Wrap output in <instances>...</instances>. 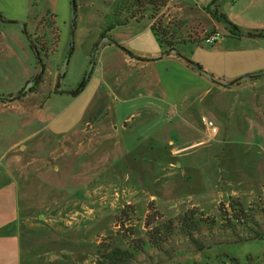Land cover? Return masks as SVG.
<instances>
[{"label": "rangeland", "instance_id": "obj_1", "mask_svg": "<svg viewBox=\"0 0 264 264\" xmlns=\"http://www.w3.org/2000/svg\"><path fill=\"white\" fill-rule=\"evenodd\" d=\"M185 1L215 9L237 28L264 33V0ZM73 2L72 28V0H0V188L10 185L16 196L12 256L19 264H96L102 246L133 249L131 264H264V189L236 199L214 185L215 166L206 168L216 162L205 161L213 157L206 148L215 154L243 152L249 145L260 149L238 156L243 174L248 163L264 164V153L254 156L264 147V118L258 116L240 135L236 130V136L221 135L192 148L185 158L168 153L206 137L199 120L181 129L168 114L180 105L182 88L193 82L187 72L212 78L228 73L232 58L238 72L261 67L262 58L246 59L253 43L235 38L217 18L179 20L169 6L182 0H169L160 15L164 39L188 36L199 45L160 56L166 47L144 26H154L157 18L145 16L101 40L99 25L112 0ZM51 21L56 35L49 30ZM214 26L217 42L228 37L218 45L204 42ZM134 29L142 31L140 37ZM27 35H35L46 50L44 73L34 87L40 65ZM233 46L240 55L216 51ZM63 50L60 69L48 75L51 59ZM138 61L157 66L138 69L133 64ZM244 63L251 64L244 68ZM83 79L84 89L71 95ZM57 80L67 94L54 92ZM229 128L234 130L233 123ZM194 175L205 185L191 180ZM171 221L174 229L166 236L168 231L159 229ZM147 230H152L149 245L143 244Z\"/></svg>", "mask_w": 264, "mask_h": 264}, {"label": "crops", "instance_id": "obj_2", "mask_svg": "<svg viewBox=\"0 0 264 264\" xmlns=\"http://www.w3.org/2000/svg\"><path fill=\"white\" fill-rule=\"evenodd\" d=\"M209 10L213 9L210 7ZM169 12L177 16L179 20L182 19L189 22L198 23L203 19L209 23L211 22V19H213L209 12L206 11L205 7H198L197 4L185 0H182V4L179 6H169ZM212 22L214 23L213 20ZM132 25L135 24H129V26ZM144 26L150 31V23L146 22ZM238 28H240V26H238ZM239 30L243 33L255 32L252 31L254 29H244L242 27ZM262 30L264 31V29ZM134 32L138 37H140L142 33V31H139L138 29H134ZM205 33L217 36L216 27H213V32ZM144 34L145 33H143V35ZM217 38H219V36H217ZM223 38L225 39L228 37H222V39ZM239 38L241 40L245 39L243 41H250L253 43L252 50H249L246 53V59L249 58V55H253L252 57L254 58H262L261 62L264 63V35H245L240 36ZM222 39H219V41L216 42V45L221 44ZM216 51L219 55L220 53H225L224 55L230 57L238 56L240 55L239 52H242L238 51L234 46L230 51L223 50L221 47H218ZM63 56L64 50L59 59H51L52 63L46 69L48 75L55 74L57 67L60 69L59 64L62 62ZM140 60L145 61V59ZM231 61L232 62L227 65L230 70L228 73H213V75L210 74L213 76L212 78L209 77V73L197 72V70H194L195 72L191 73L187 72L193 82L192 84H186L185 88H182L181 91H184L185 93L182 96L180 105L176 104L174 109L170 110L168 114L174 118L173 122L182 125L181 129H183V127H190L191 124L199 120L206 137L205 141L202 139L199 141H193V143L181 147L169 149L168 153L170 155L185 158L192 148L201 147V145L205 146L208 142L210 143V141L216 139L218 136H220L219 139H221V135L229 136V134L232 135L234 133L236 136L237 131L240 135V133L249 130L252 122L254 124L258 116L264 118V112H262V110H264V75H261L264 74V65L254 69H243L238 72L236 68L233 69L234 58H232ZM133 64L136 67H139L138 69L154 68L157 66L156 64L139 61L134 62ZM250 64L251 63H244V68L250 66ZM178 65L183 69L182 63ZM209 78L211 80H209ZM173 90L175 92L179 91L176 87H174ZM214 123H217L219 126ZM231 123H233V127H235L234 130H230L229 128ZM178 128L179 127H177V129ZM231 144L234 145L235 142H231ZM170 146H173V144L171 143ZM206 149V154L208 156L212 154L213 157L206 158L205 161L208 163L216 162L213 165L208 164V168H206L207 170H211L213 166H215V169L212 170V172H215L212 176L216 181L214 185L229 189L230 196L232 195L236 199H239V197L242 199L244 195H253L255 191L263 192L264 164H260L257 161L253 166L252 163H248L249 166L246 165L248 173L243 174L244 165L237 162L240 154L244 155L248 153L249 155H253V150H258L260 148L247 145L246 148H243V152L230 150L227 153V150H223L222 152L220 151L215 154L212 153L211 147ZM262 153H264V147H262V152H255L254 156L261 157ZM221 154H225L226 156L220 161L219 158L217 159V156ZM246 160L250 161L248 158H246ZM220 172H222L223 176L221 175V177H218L217 174ZM193 179L202 182L204 178L196 177L194 175V178H191V180ZM196 185L199 184L196 183ZM200 185L205 184L202 182ZM17 219L18 211L16 208V196L10 188V185H3L0 188V264H19L16 256H12L16 247L15 233H12V231ZM3 253H6L5 259L2 257Z\"/></svg>", "mask_w": 264, "mask_h": 264}, {"label": "trees", "instance_id": "obj_3", "mask_svg": "<svg viewBox=\"0 0 264 264\" xmlns=\"http://www.w3.org/2000/svg\"><path fill=\"white\" fill-rule=\"evenodd\" d=\"M168 2L169 0H112V2L109 4L108 12L104 14L103 21L99 25V33H98L99 39L102 40L104 38H107L109 33L116 28L127 26L132 22L138 23L141 20H143L146 16L149 20L151 19L156 20L157 18L155 25L150 27V31L155 37H157L159 43L163 44L166 47L165 51L160 56H166L171 52H176L179 46H185L187 44L188 45H199L198 42L190 40L188 36L180 35L179 37L181 38H178L176 42H171V43H169L168 41L164 39L165 34L163 33V30H162L163 28L161 26L162 22L160 19V15H161L163 8L167 5ZM206 11L209 12L211 17L225 21L227 25L231 28V33L234 35L235 38H239L240 36H244V35H247V36H257V35L263 36L264 35V33L262 32L261 33L255 32L253 34L239 32L238 28L235 25L228 23L225 17L217 15V12L215 9L209 10V8H207ZM74 12L75 11H73V17H74ZM48 26L50 27L49 30H51L53 34L55 33L56 35L57 33L56 28L53 26L52 21ZM73 27L74 25L72 26V28ZM23 33H25V31H23ZM71 34H73V30H71ZM211 35L212 34L210 35L207 34V37ZM34 36L27 35V40L28 42L31 43V45H34V47L31 46L32 48L31 52L33 53L35 57L36 63L39 64L43 62L42 57L46 55V50L42 48V46L40 47V45L38 44L36 40V37ZM43 73H44V69L39 72L40 75H43ZM41 78L42 77L39 76L38 80L32 81V86L34 87L35 85H37L41 81ZM84 79L79 84L78 89L75 92L71 93L72 95L75 96L77 93H80V91L84 89V86H85L84 84L86 82V80ZM32 86L28 88L27 93L32 92V88H31ZM24 95H25L24 93L21 94V96H24ZM7 99L14 101V100L20 99V97L8 95ZM121 215L124 216L123 211ZM184 220H185V217L183 216V218L180 220V223H184ZM150 225H151L150 223L146 222L144 224V228L148 229ZM163 229L165 231H168L166 236H169L170 234L169 231H172L174 229L172 221L163 225V227L159 230L162 232ZM151 231L149 232V230H147L145 238H143L144 239L143 244H147V245L151 244L152 238L149 236L152 234ZM156 231H158V229H156ZM255 239H258V238H255ZM101 249H102V246L99 247V250L96 253V256H97L96 264H131L134 258L133 249H124V248L121 249L119 247L112 248L110 250H108V248H105V249L103 248L102 250ZM141 249L142 248L140 245L139 250L137 249V251H141ZM185 264H205V263L190 262V263H185Z\"/></svg>", "mask_w": 264, "mask_h": 264}, {"label": "water", "instance_id": "obj_4", "mask_svg": "<svg viewBox=\"0 0 264 264\" xmlns=\"http://www.w3.org/2000/svg\"><path fill=\"white\" fill-rule=\"evenodd\" d=\"M72 8H73V11H75L73 0H72ZM73 23H74V17L72 16L71 24H73ZM71 36L73 37V34H72ZM30 44H31V43H30ZM31 46L34 47V45H31ZM34 50H35V49H34ZM39 65H40V71H42L43 68H44V67H43V64H42V63H39ZM261 75H264V74H261ZM39 76H40V74L38 75V78H39ZM257 76H259V75H257ZM249 77H256V76H249ZM58 85H59V80L56 81L55 88H54V92L61 93V94H67V92H65V91H63V90H59V89H58ZM71 95H72V94H71Z\"/></svg>", "mask_w": 264, "mask_h": 264}, {"label": "built area", "instance_id": "obj_5", "mask_svg": "<svg viewBox=\"0 0 264 264\" xmlns=\"http://www.w3.org/2000/svg\"><path fill=\"white\" fill-rule=\"evenodd\" d=\"M217 36H215V35H211V36H209V37H207L206 39H205V43H207V44H212V43H215V42H217Z\"/></svg>", "mask_w": 264, "mask_h": 264}]
</instances>
